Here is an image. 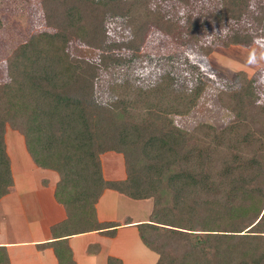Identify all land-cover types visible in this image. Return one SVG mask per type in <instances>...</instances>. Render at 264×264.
Segmentation results:
<instances>
[{
  "label": "trees",
  "instance_id": "1",
  "mask_svg": "<svg viewBox=\"0 0 264 264\" xmlns=\"http://www.w3.org/2000/svg\"><path fill=\"white\" fill-rule=\"evenodd\" d=\"M136 1L41 0L46 23L56 31L33 34L14 48L6 59L7 80L0 84V197L12 184L3 142L7 124L22 136L36 166L57 173L53 197L76 230L64 236L108 234L103 230L111 225L102 227L94 210L108 188L151 199L147 220L137 228L141 242L157 254L155 264H264V117H251L259 94L254 77L228 94L233 118L219 130L206 124L190 131L157 126L156 114L138 124L116 111L118 103L104 106L91 99L97 70L127 60L112 48L136 56L148 23L163 34L176 33V22L157 10L133 37L104 42L103 15H123ZM243 5L244 0H219L216 14L236 21ZM248 16L260 24L264 6ZM197 18L188 14L185 29H194ZM71 37L101 50L98 60L70 54ZM250 37L233 31L221 44L247 45ZM150 110L154 115L155 108ZM254 122L258 128L250 127ZM108 151L121 153L124 179H103L99 155ZM45 244L58 264H73L64 238ZM0 264H8L2 245ZM105 264L121 262L109 256Z\"/></svg>",
  "mask_w": 264,
  "mask_h": 264
},
{
  "label": "rangeland",
  "instance_id": "2",
  "mask_svg": "<svg viewBox=\"0 0 264 264\" xmlns=\"http://www.w3.org/2000/svg\"><path fill=\"white\" fill-rule=\"evenodd\" d=\"M218 6L219 0H187L185 3L182 0H138L129 4L123 15H103L107 36L104 42H123L133 37L157 10L165 12L177 27L175 34L166 35L148 23L136 56L131 57L128 49L112 48L110 52L127 60L97 70L91 99L104 106L118 103L116 111L120 110L124 119L138 124L156 114L160 117L155 122L157 126L170 125L190 131L199 124H206L219 130L233 118L226 106L228 94L245 78L254 77L259 94L257 104L250 105L251 117H264L258 106H264V17L260 24H255L248 16L263 7L264 0H244L245 14L236 21L219 18ZM188 14L198 17L192 30L183 26ZM54 31L56 28L46 23L41 0H0V84L7 80L6 59L14 48L33 34ZM233 31L251 33L250 42L222 46L221 40ZM68 51L92 62L98 60L101 52L74 37L68 42ZM250 127L259 125L254 122ZM9 133H17L19 137L16 130L5 124V151V140L7 143L12 135ZM8 148L11 154V146ZM102 158L105 168L113 158L124 171L121 153L117 158L112 152H106ZM25 191L28 189L22 192ZM120 201H115L112 207L119 217L125 212H131L133 217L141 215L142 212L135 215L136 202ZM149 201L151 203L150 198Z\"/></svg>",
  "mask_w": 264,
  "mask_h": 264
},
{
  "label": "crops",
  "instance_id": "3",
  "mask_svg": "<svg viewBox=\"0 0 264 264\" xmlns=\"http://www.w3.org/2000/svg\"><path fill=\"white\" fill-rule=\"evenodd\" d=\"M9 134L12 135L5 144L12 184L0 197V245L5 248L8 264H58L52 248L45 243L63 238L73 264H105L109 256L119 259L121 264L156 263L157 254L141 242L137 228L138 223L147 220L151 209L149 198L132 199L105 188L94 203V210L102 227L111 225L103 230L108 234L98 230L64 236L76 230L71 223H66V213L53 197L57 173L36 166L24 148L22 136ZM104 153L99 155L103 179H124L123 169L115 164L113 158L105 168ZM112 153L118 158L119 153ZM26 189L28 191L22 192ZM117 200H121L120 203H124L123 200L136 202L135 215L143 214L133 217L131 212H125L119 217L112 208Z\"/></svg>",
  "mask_w": 264,
  "mask_h": 264
}]
</instances>
